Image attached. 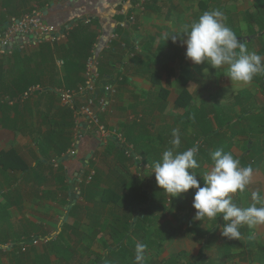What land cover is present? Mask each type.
<instances>
[{
  "label": "crops",
  "instance_id": "1",
  "mask_svg": "<svg viewBox=\"0 0 264 264\" xmlns=\"http://www.w3.org/2000/svg\"><path fill=\"white\" fill-rule=\"evenodd\" d=\"M258 1L0 0V24L8 17L20 16L36 7L42 11L44 21L55 25L58 29L81 21L90 32L96 35L94 46L100 55V63L107 62L109 65H113L115 69H113V74H116L117 69H120V64L123 65L121 67L123 80L119 84L117 93L112 96L109 109L102 115V121L121 131L127 141L128 138L140 140V148L134 154L139 159L138 163L141 162V165H135L132 159V162L126 159L113 140L100 142L86 130L78 142L77 153L74 157L66 158V154L62 159H58L55 153L50 151L47 154L48 163H43L44 159L34 137L36 133L43 134L50 129L54 110L49 113L52 118L49 119V116V121H46L45 107L39 109L36 107L38 103L36 99H39L40 94V96L35 95L30 98L33 99V102L28 103L30 105L28 110L24 109L20 103L15 113L6 111L2 108L4 105H0V264H37V260L41 258H52V256L60 254L58 249H53V246L48 248V245L45 247L44 244H32L31 241L33 236L40 238V233L47 234L54 229L62 234V224L67 222L65 221L67 217H69L67 224H86L90 227L92 235L94 232L98 234L99 232L93 226L97 219L100 218L101 224H108L111 223L112 217L108 214L99 217L98 213L91 211V209L97 208L96 195L100 190L110 188L111 185L114 186L120 177L139 175L144 178L148 176L154 162L161 158L162 152L165 150L162 148V143H167L172 139L171 132L174 125L181 123L185 129H180L183 132L181 136L183 140L181 139V147L177 151L186 150L187 146L193 145L196 141V143L200 141L206 144L204 131L211 128H219L226 138L234 131L232 147L243 143L246 139H248L247 146L253 143L251 136L254 131L258 132L261 127H264V122L261 124L258 121H264V118L260 117L264 115V103L260 100V96H264V87L251 91L248 88L253 81L250 85L242 84L248 89V94L247 98L239 101L240 97L236 94L237 91L228 90V88L237 87L239 84L231 82L222 68L215 70L205 63L199 65L203 67L198 74L202 76V86H199L205 87V81H209L215 91L223 87L224 95L227 98H232V100H227V105L230 108L239 106L236 107L237 112L230 115L222 109V115L207 112L204 118L194 120L192 117L189 120L187 117L185 121V112H183L178 120H174V102L178 96V92L174 94V48L182 50V54L185 55L186 46H183L179 39L173 42L170 37L166 40L165 37L177 33L182 25L190 24L204 11L219 9L225 17L223 23L238 33V38L246 44L247 48L251 45L253 51L258 54L259 51H264V31L258 35L246 34V29L241 27L239 29L234 26V23H231L236 20L241 24L242 20L239 19L242 13H249L253 18L247 22L248 31L261 32V27H264V2L261 6L262 9H259ZM127 15H131L133 19H128V25L122 28L119 24L127 21ZM115 33L117 36L113 37ZM112 37L113 39H111ZM169 50L173 51V55L167 57ZM134 56L138 57L136 61H134ZM7 59L8 56H0L5 69L10 67ZM166 63L168 67L165 66ZM185 64H188L191 69L196 66L188 59ZM226 67L224 66L223 69L226 70ZM152 74L156 75L157 82L152 80ZM195 75L197 74H194V78ZM167 76L172 77V83L166 82ZM193 83L195 84V79L189 78L182 82L181 86L185 84L184 87L192 96V103H196L194 100L200 93L194 92L196 86ZM216 86L219 87L216 88ZM161 88L168 92L165 100L161 98ZM204 91L200 94L201 100H197L198 104L192 105V112L204 111L205 108L211 109L209 108L213 105L209 100L211 96H202L206 94ZM221 93L218 97L222 95ZM40 99L44 101V96H41ZM7 100L6 95L0 91V104ZM249 100L253 101L251 105L248 104ZM43 103L45 104V102ZM243 104L246 107L242 110ZM234 114L243 116L244 119ZM226 115L235 116L231 120V124L243 123L244 126L235 129H230L229 125L225 126L222 122L228 118ZM213 116L214 118H212ZM16 130L18 131L17 135ZM226 130L229 132L226 133ZM71 132L73 134V128ZM145 145H148L149 148H144ZM232 147L228 150L233 152ZM209 152H212V149ZM243 154L244 151L235 159L238 160ZM148 155H150V163H147ZM208 156L209 159L199 156L200 167L198 169L204 170L203 172L209 166L205 165L206 160L211 159L209 153ZM92 170L94 171L92 181H85L83 185H75V182H80ZM139 170L141 172L137 173ZM253 170L255 171V168ZM198 174H196L197 179L200 180L203 175L199 176ZM261 191L264 192V189ZM74 196L76 198L79 196L77 201H80L82 206H78V208H83L85 215L71 212L69 214L71 216H66L64 213V207L68 206L72 200L70 197ZM74 203L72 202V204ZM78 208L77 210H79ZM46 213L49 214L46 220H35L41 214ZM68 232H70V236H73L74 233L76 239L78 235V239H81L83 235H80L77 229L72 226L69 227ZM19 241H21L20 244L22 242L26 244L25 249L15 246Z\"/></svg>",
  "mask_w": 264,
  "mask_h": 264
},
{
  "label": "rangeland",
  "instance_id": "2",
  "mask_svg": "<svg viewBox=\"0 0 264 264\" xmlns=\"http://www.w3.org/2000/svg\"><path fill=\"white\" fill-rule=\"evenodd\" d=\"M263 2L264 1L262 0H259L257 2L259 9H262L261 6L263 5ZM252 18L253 16L249 15V13L247 14L242 13L241 18L239 19V20H242L241 24H239L236 20L235 21L233 20L234 22H231V23H234V26L238 27L239 29L240 27L242 29H246L245 30L246 34L251 33V34L258 35L259 33H262L264 31V27H261L260 29L261 32L248 31L247 22L251 20ZM235 33L236 35L238 34L237 32ZM250 47L248 48V50L253 51L254 49ZM167 54H168L167 57H169L170 55L172 56L173 51L169 50ZM258 54L264 57V51H259ZM185 61H186L185 55L182 54V50L179 51L177 48H174V69H175L174 76H173L174 77V94L179 92V90H181L185 86V84L181 86L182 82H185L189 78L195 79V84L193 83L194 86H196V88L194 87L195 89L194 92H196V94H199V93L202 94V91H204L205 89L204 92H206V94L202 96L204 97L211 96L209 100L212 102L213 105L212 107H209V108L212 109V112L214 114L222 115L221 113L222 109L224 112L230 113V115L233 112H237L236 107H239V106H236L235 108H230L227 105L228 104L227 100L228 99L232 100V98L231 97L227 98L224 95L225 92H223V87L215 91V88H213L212 84L209 83V81H205V87L199 86L202 83V76L198 74L201 72V68H203L202 66L196 65V66H193L191 69L188 66V64H185ZM165 66L168 67L167 63L165 64ZM222 71L226 73V70H224L223 68H222ZM194 74H197L198 76L195 75L196 77L194 78ZM167 77L168 78L166 82L167 83L171 82L172 77L170 76H167ZM263 77L264 75L255 76L253 78V83L250 85V88L248 89H250L251 91H254L256 88L262 87L261 86L262 83L260 82L264 81ZM233 83H237L239 84V86L228 88V90L233 91V92L234 90L237 91L236 94L238 95V97H240L239 101L247 98L246 95L248 94V89L245 88L246 85L243 86L241 83H238V82H233ZM218 87L219 86H216V88ZM220 93L222 95L218 97ZM200 94L197 95V98H195L194 100L196 101V103H192L193 101H191V105L198 104V101L201 100ZM42 95H44V93ZM213 96H216V97H213ZM32 100L31 99L28 100V103L29 102L32 103L33 102ZM260 100L264 103V96H260ZM36 101L38 102L37 107L39 109L40 107H45V104L49 101V99L47 101V95H46L44 96V101L43 99H38V100L36 99ZM43 102H46V103L44 104ZM251 102L253 101L249 100L248 104L251 105ZM245 107L246 106L243 104L242 110ZM187 109L188 107H185V108L175 107L174 108V120H178L179 117L183 115L182 113L186 112ZM230 115L229 116L226 115V117L228 116V118L226 119V121L222 122L225 124V126L229 125L228 127L230 129H235V128H239V126H244L243 123H232L231 124L232 122L231 120L235 116H239V115L238 114H234L235 116L234 115L230 116ZM239 117L243 118V116H239ZM260 117L264 118V115L263 116L261 115ZM212 118H214V116ZM258 121L261 124L264 122L263 120H258ZM227 122H230V123L228 124ZM174 126H175L174 129H179L180 138H181V136L183 135V132L180 129L182 128V130H185L183 128V124L179 123ZM263 128L264 127H261L258 130V132L257 130L254 131L253 136H251V140L253 143L249 144L253 146L252 153L254 154V158H255L254 159L255 161L253 163L255 164L254 165L255 171H253L252 181L248 185L245 192L238 191L234 194H231L232 202L241 208H246L250 204L253 203L251 199V193L253 191H256L257 189L259 190L264 189V182H263V178H264V129ZM187 130L189 131V129ZM228 132L229 131L226 130V133ZM196 142L190 148L196 149L197 148L196 144H199L200 141H198V143ZM226 142H227V138L222 133H220L219 140L216 143L223 146L226 144ZM247 142H248V139H246L245 141H243V143L239 145L233 146L232 147L233 152L229 150H227L226 152H230L235 158L239 156V154L241 155L243 153V151L245 150V147L247 146ZM169 147H171L170 141L167 143H164V142L162 143V148L167 149ZM144 148L148 149L149 146L145 145ZM212 151L214 150L212 149ZM207 152L210 154L209 151ZM148 156L149 158L147 159V163H150V155ZM54 163H57V161H54ZM205 165H209L207 166L208 168L212 164L206 163ZM152 168L153 167H151V170L149 172L150 176L148 175L144 178L140 177L139 175L135 176L137 182H136V185L134 184V187L135 189L137 188L136 189L137 193L139 194V192H144V190H146L147 196H149L150 201L155 206V207H149L148 210L140 209L139 214L146 213V214H149V216H152L153 221H154L152 224L153 227L159 228V226L163 225V227L161 228H163L164 230L175 229L177 232L171 239H167L163 241H159L153 233L150 235L149 238H144V239L143 238L140 239L138 237L139 234H132V236L131 237L129 236V238L130 239L133 238V240H131L132 241L131 248L134 252V255H135L136 243L141 242L147 245V248L144 252L145 259L154 257L158 261L161 258H165L172 254H176L179 251H183L184 254L181 255L179 259L182 261H187V260L193 261V260H196V258L199 256L200 249L202 248V245H204L203 251H202L203 256L205 258L204 264H213V263L220 262V257L224 251L230 252L231 257H229L227 260L222 262V264H264V224H258V225H255L254 227H248L247 225H242L239 228V231L241 233L240 239L228 240L227 238L221 236L220 234V228L218 226L223 225L224 223L221 217L218 216L217 220L214 218L213 219L205 218L201 220L200 222L193 218L194 213L196 211L192 207V198H193V194L195 191L194 189H190L187 193L183 194L181 197H175V198L170 199L168 194L164 190H162L160 187L157 186L156 181H155V176L154 174L151 173ZM207 168H205V172L209 170V169L207 170ZM203 171L204 170H201V171L198 170L195 174L199 173L198 174L199 176L204 175L205 172ZM139 172H141V170H139L137 173ZM129 174H132V173L129 172ZM131 176L132 175H130L129 177H125L124 179L126 181H130L134 177V176L132 177ZM202 177L200 178V180L198 179L200 181L201 186H203ZM84 182H85V176L82 178L80 182H75V185L77 184L83 185ZM131 185L132 183L128 185V188L123 186V188L120 190L121 193L126 194V196H129L131 193L130 192ZM261 193L264 194V192L262 191ZM77 198L75 196L70 197V199L72 200L69 202L68 206L66 207H64V205H61V207H64L65 209L64 213L66 214V216H71L69 215L71 214V212H76L77 214L79 213L82 216L85 215V210L83 208L81 209L78 208V206L79 207L82 206V203H80V201H77ZM122 200H123L121 202L122 206L118 207L116 211V215L124 213L126 210V200L124 198ZM72 202L73 203L75 202L74 203L75 206L73 207V210L70 211L69 205ZM145 203L146 202H144V204ZM143 206H147V205H143ZM259 206L260 205H258V207ZM77 208L79 210H77ZM48 215L49 214L47 213L41 214L40 217L35 220L37 221L46 220ZM65 221L69 222V217H67V220ZM67 222L65 224H62V231H63L62 234H60L59 232L56 231V229H54L51 232L50 231L47 232V234L40 233L39 237L41 239L35 236L32 237V240H36L38 245L44 244L45 247L46 245H48V248H52L53 246L54 250L58 249L60 252V254L52 256V258H47V259L41 258L40 260H37L38 261L37 264H78L81 261V258H84V261L89 262V263L92 261L90 264H94V262L100 260L101 255L103 256V254L105 253L104 241L107 242L108 245L111 244L113 245V247L116 246V242H113L114 241L113 238L108 236L109 232H107V229H103L102 233L100 234V237L98 235L97 236L98 238L97 237L94 238L91 233L92 231H90L91 229L88 225L86 224L82 225L81 223H79V225L78 223L71 225V224H67ZM77 225H78L77 232L80 235L83 234L81 239H78L79 235L76 239L74 235L70 236L69 235L70 232H68V229L70 226H72V228L73 227L75 228ZM206 230H210L211 232L209 231L207 234H205ZM129 238L127 239L128 244L130 243ZM50 239L51 241H49ZM20 242L21 241L16 242L15 246L16 247L20 246L22 249ZM38 245H35V246H38ZM68 250L70 251L72 250L73 252H75V254H73V256H70V254L66 252ZM114 251L116 250L114 249L110 251L111 253L109 252V255L111 256L112 252ZM120 264H135V261L129 260L127 262L126 260V262H121Z\"/></svg>",
  "mask_w": 264,
  "mask_h": 264
},
{
  "label": "trees",
  "instance_id": "3",
  "mask_svg": "<svg viewBox=\"0 0 264 264\" xmlns=\"http://www.w3.org/2000/svg\"><path fill=\"white\" fill-rule=\"evenodd\" d=\"M130 17L131 15H127V20L130 19ZM62 31L64 33V39L61 42H43L36 49L30 50L28 53L24 54L17 50L14 51L10 56H8L7 63L10 65V67L7 69L4 68L3 61L0 60V91L1 93L5 94L8 99L7 101H4L3 104H0L2 106L4 105L2 108H4L6 111H13L15 113L17 112L18 104L20 103L24 106V109L28 110L30 105L27 103L30 98L22 101L21 96L28 87L34 84H39L43 87V90L41 93H36L35 95H42L44 93L42 96L47 95V101L49 99L48 102L46 101L47 103L45 102L47 104H45L46 112L42 111L44 112L46 121H49V116V119L52 118V115H49V113L54 110V118L51 120L52 122H50V129L43 134L36 133V136L34 137V141L44 159L43 163H48L49 158L47 154L48 152L50 153V151H53L56 158L58 159H62L64 155H66V150L71 145L73 135L71 131L72 128H74L72 110L59 104L58 98L53 92V88L62 86L66 88H73L83 81L85 62L91 54V50L95 44V33L90 32L87 26L81 21H77L67 29L65 27L62 28ZM137 58V56H134V61H136ZM57 59H61L63 61V65L61 67L57 66ZM113 69V65H109L107 62L100 63L99 61L98 71L101 78L107 75H113L115 70ZM117 73H119V70ZM152 73H154L153 70ZM155 76L156 75L152 76V80L157 82L158 79H156ZM262 87H264V82H262ZM167 94V90L164 88L160 89L161 98L165 100ZM191 99L192 96L190 95V92L187 88L183 87L181 90H179L178 96L174 102V105L177 108L188 107L184 113V121L187 120V117L189 120H191L192 117H194V120H198L199 118H204V116L207 115V112L212 113V109L208 108H205L204 111L197 110L196 113L192 112ZM220 131L221 130L219 128H211L208 131H204L206 144L201 142L196 144L197 148L195 158L197 161H199V156L208 157L209 159L207 151L210 149L216 150L222 148L224 151H227L232 147V138L235 132L232 131L231 134L227 136V142L222 146L216 143L219 140L221 133ZM15 133L17 135L18 131L16 130ZM209 139L210 141H208ZM128 141L134 146V154L137 152V149L139 150L140 148V140L128 138ZM191 146H187V149ZM252 147V145L245 147L243 156L238 159L240 162V167L251 165L254 169L255 164L253 163L255 158L254 154L252 153ZM120 150L123 153L121 148ZM126 159L131 161L132 158L126 157ZM208 159L206 162L213 164V161ZM198 170L201 171L202 169L200 170L197 168L190 171L196 173ZM116 182L118 183H116L114 186L111 185L110 188H104L100 190L99 194L96 195L98 201L96 206L97 208L91 209L93 213H98L99 217H102V215L104 216L105 214H108L112 217V219H110L111 223L109 222L108 224H101L99 218L97 219V224L94 223L93 226L99 233L102 232L103 229H107V232H109V237L113 238V242H116V246L113 247V245H108L107 242L104 241L105 253L103 256L101 255L100 260L94 262V264H120L121 262H126V260L127 262L129 260H134L135 255L131 248V240H133V238H129V236L131 237L132 234H139L138 237L140 239H144L149 238L153 233L159 241H163L171 239L177 232L175 229L164 230L161 228L163 225L159 226V228L153 227L152 224L154 221L152 216H149V214L146 213L139 214L140 209L148 210L149 207L155 206L150 201L149 196H147L146 190H144V192H139V194L137 193V188L135 189L134 187V184L136 185L137 182L136 177H133L130 181H126L123 176L120 177ZM130 183H132L130 187L131 189L129 188L131 193L129 196H126V194L121 193L120 190L123 188V186L128 188ZM123 198L126 200V210L124 213L116 215L118 207L122 206L121 202L123 201ZM144 202L146 203L144 204ZM74 206L75 204L73 205L72 203L69 205L70 211L73 210ZM75 228L77 229L78 225ZM209 231L210 230H206L205 234H207ZM99 233L96 234L94 232V236H92L95 238L96 235H100ZM73 235L75 236L74 233ZM128 238L130 239L129 244L127 241ZM49 241H51V239ZM203 246L204 245H202V248L200 249L199 256L193 261L180 260L179 257L183 255L184 252L179 251L176 254L161 258L158 261L154 257H150L144 260V264H204L205 258L202 253ZM114 249L116 251L112 252V255L110 256L109 252ZM66 252H68L70 256L75 254V252L72 250H68ZM229 257H231L230 252L224 251L220 257V262L213 264H222V262L227 260ZM90 263L84 261V258H81V261L78 264Z\"/></svg>",
  "mask_w": 264,
  "mask_h": 264
},
{
  "label": "clouds",
  "instance_id": "4",
  "mask_svg": "<svg viewBox=\"0 0 264 264\" xmlns=\"http://www.w3.org/2000/svg\"><path fill=\"white\" fill-rule=\"evenodd\" d=\"M224 19L219 9L204 11L190 24L182 25L177 33L166 35L165 40L170 37L176 42L179 39L186 46L185 58L194 65L205 63L215 70L227 66L225 75L231 82L250 85L255 76L264 75V57L249 51L236 33L223 23ZM171 135V147L162 152L151 172L157 186L170 199L194 189L192 207L196 211L193 218L200 222L205 218L217 220L218 216L221 217L224 223L217 226L221 236L228 240L240 239L242 225L264 224V194L261 190L251 193L253 203L246 208L232 202L231 194L245 192L251 183L254 171L251 165L240 167L239 160L230 152L216 149L209 154L213 164L203 175L201 186L197 175L190 171L200 167L195 158L196 149L177 151L181 147L179 129H173ZM146 248V244L136 243L135 264H144Z\"/></svg>",
  "mask_w": 264,
  "mask_h": 264
},
{
  "label": "built area",
  "instance_id": "5",
  "mask_svg": "<svg viewBox=\"0 0 264 264\" xmlns=\"http://www.w3.org/2000/svg\"><path fill=\"white\" fill-rule=\"evenodd\" d=\"M142 1L145 2L146 0ZM128 23L129 20L119 25L124 28ZM116 36V33L113 34V37ZM63 39L62 29L45 22L42 11L36 7L20 16L8 17L0 24V56H10L16 50L22 54L28 53L43 42L58 43ZM99 59L100 55L96 47L93 46L91 54L85 62L83 81L73 88L64 86L53 88L59 104L68 107L73 112L74 132L66 156L74 157L76 155L78 142L87 130L100 142L113 140L122 149L126 157L132 158L135 165H141V162L138 163L139 159L133 154V144L129 143L124 134L117 128L102 121V115L109 109L112 96L117 93L119 84L123 80V69H121L123 65H119L120 69H117L119 73L101 78L98 71ZM56 64L61 67L63 61L57 59ZM42 90L43 87L39 84L31 85L22 94L21 100H27L36 93H41ZM93 175L94 171L92 170L86 177V181L89 182ZM31 243L37 244V241L32 240ZM21 246L25 249L26 244L22 243Z\"/></svg>",
  "mask_w": 264,
  "mask_h": 264
},
{
  "label": "water",
  "instance_id": "6",
  "mask_svg": "<svg viewBox=\"0 0 264 264\" xmlns=\"http://www.w3.org/2000/svg\"><path fill=\"white\" fill-rule=\"evenodd\" d=\"M66 158H68V157L66 156Z\"/></svg>",
  "mask_w": 264,
  "mask_h": 264
}]
</instances>
